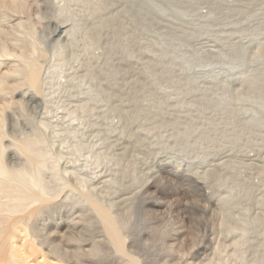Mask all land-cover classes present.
<instances>
[{
	"label": "bare ground",
	"instance_id": "obj_1",
	"mask_svg": "<svg viewBox=\"0 0 264 264\" xmlns=\"http://www.w3.org/2000/svg\"><path fill=\"white\" fill-rule=\"evenodd\" d=\"M114 1L93 0L90 14L69 10L73 19L57 23V5L61 10L77 0H0V264H201V252L209 247L195 239L188 244L185 230L171 227L157 212L166 206L163 197L176 188L169 178L182 176L194 182L205 197L208 187L199 176L173 167L139 180L128 175L125 162L135 159V149L153 150L144 144L143 133L135 131L138 128L152 131L168 124L186 138L197 131L180 111L168 112L154 102L155 97L143 96L135 81L120 77L122 70L112 60L117 49L111 36L121 35L123 27L112 12ZM127 3L122 16L135 14V0ZM46 8L56 12L46 27L56 49L48 69L47 44L39 34ZM71 39L77 45L72 52L67 49ZM118 43V50L125 47L123 40ZM96 49L102 53L95 55ZM57 85L64 91L57 94ZM52 105L66 112L57 116V124L47 118ZM107 105L118 118L112 123L114 131L122 132L114 144L107 138L109 131L102 132L104 126L95 121L96 114L106 113ZM90 138L96 143L90 145ZM56 143L58 151H52ZM50 158L56 161L54 173L48 175ZM136 181L143 183L142 190L135 188ZM194 202L188 204L208 218L201 221L205 238L216 234L213 224L221 213ZM258 224L261 237L249 247L250 264H264V216ZM223 261L212 257L203 264Z\"/></svg>",
	"mask_w": 264,
	"mask_h": 264
},
{
	"label": "rangeland",
	"instance_id": "obj_2",
	"mask_svg": "<svg viewBox=\"0 0 264 264\" xmlns=\"http://www.w3.org/2000/svg\"><path fill=\"white\" fill-rule=\"evenodd\" d=\"M82 1L85 6L78 0L67 3V10L64 6L58 10L57 5V23L73 19V9L89 10L90 14L93 0ZM114 2L117 4L112 12L123 27L121 35L111 36V45L117 49L112 60L114 58L122 70L120 77L126 82L135 81L143 96L155 97L154 102L162 103L168 112L180 111L197 131L196 136L186 138L182 130L168 124L152 131L134 129L143 133L144 144L152 145L153 150L133 149L135 159L129 157L125 162L129 167L128 175L139 180L155 171L158 174L163 167H173L199 176L208 187L205 197L194 182L182 176L167 177L172 182L169 184L176 188L173 194L163 197L166 206L157 212L164 214L171 227L185 230L188 244L195 239L209 246V250L201 252L203 258L199 263L213 257L214 260L224 259V264L231 261L232 264H250L252 248L249 247L261 237L257 229L264 216V0H135V14L124 16L122 11L128 0ZM54 15L56 12L47 8L40 15L43 23L39 24V34L49 53L46 69L53 65L56 52L52 47L54 43L48 41L52 32L46 29ZM121 40L125 47L118 50ZM68 44L67 49L74 51L77 45H73L72 39ZM101 53L102 49L94 51L95 55ZM57 62L60 64L61 60ZM58 77L57 74V81ZM63 91L64 87L57 85V94ZM104 109L106 113L96 114L95 121L104 126L102 132L109 131L107 138L114 144L122 132L112 127V123L118 122L117 116L110 113L112 108L107 105ZM62 112L54 107L47 118L57 124V116ZM40 113L45 117V111ZM89 140L90 145L97 141ZM56 146L57 143L52 151H58ZM48 160L50 168L46 173L50 175L56 158ZM136 183L135 188L142 190L143 183ZM159 186L164 187L162 183ZM188 202H199L197 205H206L221 213L222 218L213 224L216 234L205 238V225L201 221L208 218ZM224 211L226 215L222 214ZM257 249L260 252L262 247Z\"/></svg>",
	"mask_w": 264,
	"mask_h": 264
}]
</instances>
